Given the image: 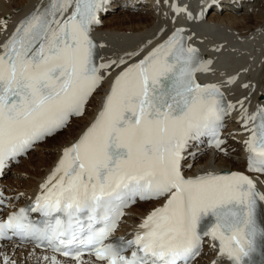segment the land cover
Returning a JSON list of instances; mask_svg holds the SVG:
<instances>
[{
  "label": "snow or ice",
  "instance_id": "obj_1",
  "mask_svg": "<svg viewBox=\"0 0 264 264\" xmlns=\"http://www.w3.org/2000/svg\"><path fill=\"white\" fill-rule=\"evenodd\" d=\"M112 2L38 0L0 42V176L83 116L111 79L97 115L62 149L32 203L7 212L12 198L0 186V241L43 246L45 254L25 257L35 264H195L209 238L218 257L211 264H264V103L250 111L249 97L232 103L219 84L200 82L211 61L183 28L146 54L147 46L105 59L93 33ZM217 3L202 5L200 18ZM237 106L246 170L189 175L204 138L228 154L221 130ZM137 200L159 204L128 238L114 236ZM0 264L19 262L0 252Z\"/></svg>",
  "mask_w": 264,
  "mask_h": 264
},
{
  "label": "bare ground",
  "instance_id": "obj_2",
  "mask_svg": "<svg viewBox=\"0 0 264 264\" xmlns=\"http://www.w3.org/2000/svg\"><path fill=\"white\" fill-rule=\"evenodd\" d=\"M187 1L188 0H178V2L182 6H185V3ZM242 1L244 2L246 0ZM117 2H122L125 4L123 6L121 3ZM37 3L38 0H0V25L4 23L5 17H8V32H0V42H2L8 34H10V32L16 26L17 22L22 17L32 11L33 7ZM136 4H139V8H142V10L146 9L147 14H144L142 12L132 13L130 11V8L135 9ZM166 4V0H115L112 6L122 9V12L119 14H115V18L112 20L105 18V16H107L106 14L104 16L103 22L104 24L108 23V27L102 26L99 28V31L108 40H112L113 42H116L118 44L122 41H127L129 39L133 40L143 38L142 42L137 45V48L128 52H132L134 50H138L142 47L147 46L145 47V52L141 53V55L146 54L147 50H150V48L155 46V44L161 43L165 39L163 38L165 33V26L166 24H168V21L170 20L169 14H171L170 10H166V12L164 11V7H166ZM245 6V9L241 10L243 12L229 9H224L220 14L213 12L210 16V22L224 26L232 32H235L240 37L245 38V40L243 41H246V43H249V41L254 40L257 36H259L258 34H261V36L264 37V0H248V4ZM251 6H253V9L249 11V8ZM257 8H260L258 9L259 12L257 11ZM181 14L182 12L180 13V15ZM193 21H196V19H193ZM200 23L202 24L204 22ZM257 27L258 29L254 30ZM123 29L130 30V32L123 33L121 32ZM149 40L152 41L151 45L147 44ZM211 51L215 53L216 48L213 47ZM257 52L258 51H255L253 53ZM253 53H249L247 55V59L249 63L253 66V68H255V70L253 71V75L255 77L254 83H257L258 90L253 92L254 85L253 83H251L249 85V88L242 90L244 91V94L248 97L253 94L254 97L256 93H258L260 90L262 91V84L264 82V49L261 54ZM114 74L115 72L113 73V75ZM103 97L104 94L101 97L99 96V94H96L93 101H91L90 106L88 107L87 115L75 119L71 123V125L64 130L65 132L63 131L64 133L60 132L56 136L48 139L44 144H42V146L38 148V150L33 152L28 159L24 160L21 166H18L15 169L17 172L27 171L29 178L26 179L27 184L25 183V185L20 184L22 181L19 178L22 177L21 174L18 173L16 176L11 178L9 180L11 192L17 193L16 195H19L18 193L20 191H23L26 196L33 194V192L39 186L38 182L40 178L44 176L48 170L54 167L62 152V149L74 142L83 132V130L88 126L93 117H95V114L97 113L98 108L101 105L100 102L102 101ZM229 122L233 125V127L239 130V132L235 135V138H238L239 141H237L236 139L233 140L231 142L233 143L231 147L235 148L233 152L238 154L241 160L236 161L234 158L216 155V165H209V161L212 157L210 153H206L201 157L198 162L206 164L207 169L215 167L219 169L221 167L230 169L245 168V161H243L242 158V154L244 151L242 141L246 138V134L243 132L242 126H240L239 106H237V109L229 115ZM45 148H47V151L44 150ZM39 149L45 152L39 151ZM48 149L50 150L48 151ZM24 179L25 178L23 177V181H25ZM261 180H264V177H262ZM7 182L8 181H6L5 183ZM154 205L155 204L153 202L140 203L139 205L135 206L131 211L133 213L148 211L149 209L153 208ZM133 220H135L134 215L128 218L129 222ZM12 250H14V252H12ZM32 251L33 250L31 248H10L7 251L1 250L0 252H7L8 255L17 259L19 264H35V261L31 258L25 261L26 255ZM36 254L40 255L44 253L36 252Z\"/></svg>",
  "mask_w": 264,
  "mask_h": 264
},
{
  "label": "rangeland",
  "instance_id": "obj_3",
  "mask_svg": "<svg viewBox=\"0 0 264 264\" xmlns=\"http://www.w3.org/2000/svg\"><path fill=\"white\" fill-rule=\"evenodd\" d=\"M117 3H121L123 6H124V4H125V3H122V2H117ZM123 6H122V7H123ZM259 9H260V8H259ZM130 11H131V10H130ZM143 11H144V10H140L139 13H141V12L144 13ZM121 12H122L121 10H120V11H119V10H117V11L115 10V11L112 12L110 15H108V13H107L108 16H107L106 18L109 19V20H112V19L115 18V16H114L115 14H119V13H121ZM258 12H259V10H258ZM132 13H133V11H132ZM104 26H105V27H108V23H105ZM121 32H123V33H128V32H130V30L123 29ZM64 132H65V131H64ZM64 132H63V133H64ZM44 150L47 151V148H45ZM49 150H50V149H48V151H49ZM39 151L45 152V151H43V150H39ZM37 155H38V154H37ZM233 158L237 159L236 157H233ZM239 160H241V159H239ZM236 161H238V160H236ZM18 173L22 175V177H19V178L22 180L20 184H21V185H25V183L27 184V182H26L27 180H26V179L29 178V176H28V172H27V171H26V172H25V171H23V172L20 171V172H18ZM23 177L25 178V179H24L25 181H23ZM23 182H24V183H23Z\"/></svg>",
  "mask_w": 264,
  "mask_h": 264
}]
</instances>
